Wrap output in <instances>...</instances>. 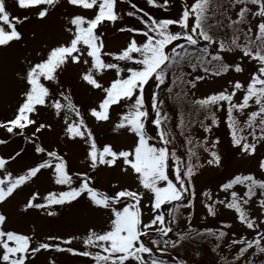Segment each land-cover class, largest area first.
<instances>
[{
	"label": "snow or ice",
	"instance_id": "6c2138e0",
	"mask_svg": "<svg viewBox=\"0 0 264 264\" xmlns=\"http://www.w3.org/2000/svg\"><path fill=\"white\" fill-rule=\"evenodd\" d=\"M14 2L27 11L36 6L38 10L34 12V16L47 20L51 11L40 5H54L56 0ZM66 2L73 12L63 18V35L51 39L48 47L41 48L39 53L34 54L35 62H29L18 73L22 83L20 102L10 119H0V126L8 133H13L15 126L23 131L25 125L35 122L30 113H38L39 106H46L58 118L62 116V135L84 141L86 168H116L118 175L111 179L113 187L105 190L104 186L96 184L98 178L94 173L84 170L74 174L68 169L65 155L56 149L47 150L37 142L35 152H46V158L31 166H24L16 175L4 171L0 177V202L6 203L26 182L47 181L50 183L49 190L31 191L25 201L19 204L20 211L35 209L46 216H53L58 214L57 206L80 204L90 216L105 223L99 228L95 224L86 226L81 248L69 246L74 239L72 235H57L54 239L59 242H48L53 237L38 240L34 233L24 234L11 228L6 229L4 225L7 223V215L0 211V264H30L29 257H36L45 249L73 256L82 255L89 258L90 264H187L182 258L169 260L156 255L153 247L144 242L142 234L149 237L159 253H171L185 240L207 239L208 235L216 237V243L212 245L216 249L225 236V227L218 230L211 227L197 230L190 222L193 215L191 211L185 214L189 221L186 230L174 227L181 207L177 201H183L184 206L194 208V177L199 169L204 166L227 167V156H222L218 147L223 138L213 134L214 126L221 124L216 109L225 108L222 102H226L223 120L227 137L230 144L238 149V154H258V147H264V0H194L190 6L182 5L178 18L159 19L151 13L146 18L145 8L138 7L133 0H127L133 9L138 8V12L131 11L128 15L138 17L142 26L123 24L116 28L118 32H130L131 35L118 50L106 52L102 38L106 33H99L98 25L112 22L115 28L120 15L116 10V0ZM168 2L169 0H163L164 4ZM146 3L149 6H159L160 0H146ZM249 3L256 6L254 10L249 8ZM225 4L227 7H224ZM237 5L240 6L233 17L229 10L236 9ZM81 7L94 11V15L88 17L80 14L78 9ZM249 13L258 17V23L248 25L244 30L245 38L254 33L259 41L248 39L246 44L239 43V25ZM218 15L221 19H216ZM225 16L227 20L222 22ZM27 19L26 15L12 17L6 0H0V21L8 22L10 27V30H5L0 26V46H6L14 38L21 39L22 33L17 30L14 21ZM172 25L178 26L177 30H172ZM225 28L232 30L228 38L221 31ZM137 35L141 37L140 40ZM253 44L257 45L255 50ZM213 45L217 50H212ZM233 48L242 50L248 59H255L258 64L257 70L251 73L246 88L238 79L234 83L229 80L230 91L222 89L193 98L190 90L209 73L220 75L230 70L242 71L240 56H237L236 62L228 63L222 55V50ZM105 55L112 59H104ZM69 67L77 69V83L86 85L90 91L103 90L94 106L73 103V92L71 89L65 90L63 86L70 82L60 79L63 71ZM197 69H201L204 75L193 76ZM107 71H114L116 78L105 85L97 75ZM125 71L127 75L123 74ZM42 80L54 82L52 88ZM151 81L154 84L150 94V111L145 87ZM161 85H166L163 94L160 91ZM238 89H245L240 102L234 100ZM166 100L174 102L180 110L175 129L180 130L183 143H178L177 133L169 122ZM253 100L259 107L250 111L247 119L241 123L234 114V109L242 111ZM118 105L123 107L113 116L110 106ZM84 111L91 113L96 120L108 123L112 135L131 136L132 144L123 147L106 142L102 147L99 146L85 121ZM185 112L190 114L188 127H185ZM201 112L205 115L204 120L199 121V126L204 134L202 139L197 138L193 144L191 125L198 123V113ZM149 125L154 126V135L150 134ZM45 127L51 129L52 124L41 121L37 125L38 130ZM196 145L203 147L206 159H200L199 153L195 151ZM185 147L186 160L184 155L178 154V148ZM17 155L16 152L11 156L0 155V169H6V161H11ZM258 168L264 170V155H258ZM41 173L49 175L41 176ZM124 176L131 178L128 186L122 183ZM172 176L174 179L170 178ZM237 184L246 186L242 195L232 190L230 198L221 199L217 196L215 200H211L208 189L205 188L201 193L205 197L203 203L207 214L215 215L214 206L222 204L227 209L234 210L236 219L253 233L251 237L247 234L236 236L234 233V238L228 245L238 244L239 247L235 253L221 255L220 260L225 264H264V259H257L264 256V227L260 226L264 223V179H258L252 171L246 174L234 171V174L230 173L229 178L218 184V190H229ZM257 186L259 195L255 196ZM146 195L148 198L145 202ZM254 196L259 206L257 215H251L244 207L249 202L246 198ZM145 203L149 209L147 219L142 214ZM165 203L171 205L166 212L161 210ZM106 212L107 216L104 215ZM219 223L229 226L232 221L222 219ZM170 233H174V236ZM195 255L198 257L200 252H195ZM46 264H55V260L48 256Z\"/></svg>",
	"mask_w": 264,
	"mask_h": 264
},
{
	"label": "rangeland",
	"instance_id": "374dc122",
	"mask_svg": "<svg viewBox=\"0 0 264 264\" xmlns=\"http://www.w3.org/2000/svg\"><path fill=\"white\" fill-rule=\"evenodd\" d=\"M194 0H169L167 4L160 0L159 6H149L146 0H133V3L138 5V7L145 8V17L148 18V14L151 13L157 19L159 18H178L179 13L182 10V5L190 4ZM116 10L120 13L118 20L116 21L115 28L112 22H108L103 26H99V33H106V36L102 37L105 42L104 51L118 50L122 46L126 39L131 35L130 32H118L116 28H119L123 24H129L131 26H142L138 17L129 16L128 13L131 11H137L138 8L133 9L127 0H116ZM7 9L12 17L16 16H28L26 21L17 20L14 21L17 30L22 33L21 39H15L8 43L6 46H0V119H10L13 115L18 103L21 99L22 83L18 73L29 63L35 62L33 59L34 54L39 53L41 48H46L49 46V41L54 39L56 36L63 35L62 32V22L63 18L69 13L73 12V9L67 5L66 0H56L54 5L41 4L40 7H48L51 11V15L47 20H41L34 16V12L38 10L36 6H32L31 11L21 9L17 6L14 0H6ZM98 6V5H97ZM240 5L236 6V9H232V15L235 16L236 10ZM256 6L249 3V8L255 9ZM80 14L91 17L94 15V11L89 9H84L81 7L78 9ZM247 25L242 24V28H247L249 24L255 25L258 23V17L251 16V13L247 14ZM0 26L4 27L5 30H10L9 23L5 21H0ZM172 30H177L178 26H170ZM244 37V33L242 34ZM255 40L259 41V38L255 37L254 33L251 35ZM239 37V43H247V39ZM137 39L140 40L141 37L137 35ZM178 42V41H177ZM255 45V44H253ZM257 45L252 46L255 50ZM212 50H217L216 46L213 45ZM222 55L224 60L228 63L236 62L237 56L241 57L242 61V71L230 70L226 73L216 75L215 73H209L204 77L203 80L197 81L196 87L191 89L190 92L193 98L196 96H204L212 91L228 89V81L231 80L233 83L235 80H240L242 83L246 84L251 78V73L257 70L258 64L255 59H248L242 52V50L233 48L232 50H222ZM104 59L111 60L112 58L107 55ZM132 66H135L134 64ZM127 67V65H125ZM127 75L125 71L123 73ZM204 75L201 69H197L193 74ZM97 78L103 82L105 85L110 83L111 79L116 78L114 71H107L103 74H98ZM62 81H69L70 83L64 84L65 90L71 89L73 92V103L87 105V107L94 106L97 102L98 97L101 96L102 89L90 91L89 88L84 84L77 83V69L69 67L63 71L60 76ZM46 86L50 89L52 88L54 82H47ZM154 81L146 84L145 87V97L149 101L150 106V94L151 88ZM58 87V86H57ZM166 85L160 87V90L164 92ZM245 89H238L237 93L234 94V100L240 102V98L243 95ZM223 110L216 109L218 118L221 120V124L214 126L215 131L213 134L220 135L223 138V142L218 145L219 150L222 154L227 156V167L217 168L215 166H204L199 169V172L194 177L196 197L194 208L186 207L183 205V201H177L181 204L178 210L177 223L174 227H178L181 230H186L187 223L189 222L187 212H192L191 223L194 227L196 226H207L215 230L220 227H225V236L221 238L222 244L228 245V242L233 239V234L236 236L240 234H247L251 237L253 235L252 231L236 219V214L234 210L227 209L222 204L217 203L214 207L216 209V214H207L206 207L203 203L205 197L201 195L203 190L206 188L211 193V200H215L217 196L221 199L230 198L229 193L232 190L237 191L241 195L246 190L245 185H234L232 189L229 190H218V184L223 182V179L229 178V174H234V171L246 174L248 171H252L258 179H264V170L258 168V155H264V147H258V154L245 155L243 153L238 154V149L230 144V141L226 133V125L224 123V116L226 115V102ZM175 104V103H174ZM112 109L113 116H116L118 111L122 109V105L116 107L110 106ZM215 107V106H213ZM259 107L253 100L245 109L238 110L234 109V114L237 119L242 123L247 119L248 113ZM176 110V122H174V127L179 121V109L175 105ZM84 118L89 128L93 131L94 136L98 142V145L102 147L103 143L112 142L123 147H127L132 144L131 136L121 134L119 136H114L111 134V128L108 123L96 120L91 113L84 111ZM189 113H184L185 127L189 126ZM204 113H198V123L191 125V136L193 144L196 143V139H202L203 129L199 126V121L204 120ZM30 116L35 121L32 125H25L23 131L20 130L19 126H15L13 133H8L6 129L0 126V155L11 156L13 152L18 153L16 157H13L11 161H6V169H0V177L3 176L4 171H9L13 175L18 174L24 166H31L34 162H39V160L46 158L45 153H36L35 144L37 142L47 150L56 149L61 154L65 155L67 161L68 169L74 174L79 171L87 170L90 174H95L98 178L96 180L97 185L105 187V190L111 189L113 185L111 184V179L118 175V170L116 168L98 167L93 170L86 168L85 158H86V146L82 139L80 138H67L62 135L64 123L63 118L57 117L54 112H52L46 106H39L38 113L32 114ZM74 118V114H73ZM257 122L259 117L256 118ZM51 123L52 128L47 127L43 129H37V125L41 122ZM210 122V118L209 121ZM154 126L149 125L150 134L154 135ZM178 133L180 130H178ZM245 131H250V129H245ZM250 142L251 138L249 137ZM178 143H183V137L178 136ZM152 142V141H149ZM196 152L199 153L200 159L204 160L207 158V154L204 153L203 147L201 145H196ZM186 147L181 149L178 148V154L184 155L185 160L187 159ZM123 161H121V164ZM49 175V173H41V176ZM174 179V176L170 177ZM223 178V179H222ZM122 183L128 186L131 183V178L124 176L122 178ZM50 183L41 180H32L31 183H25V185L20 186L18 191L11 196L7 202H0V211H4L7 215V223L4 225L6 229L11 228L13 230L21 231L24 234L34 233L35 238L38 240H46L47 237H53V240L48 242H59L54 239L57 235H72L74 237L73 241L70 242L69 246H78L83 248L82 237L86 234V226L91 227L93 224L97 228L100 227L105 221L95 217L90 216L86 211L83 210L82 205H72L70 207L57 206L58 214L53 216H46L42 212L31 209L26 211L19 210V204L24 202L26 197L31 194V191H41L44 192L49 190ZM135 187V185H133ZM259 195V188L257 186L255 196ZM255 196L248 199V203L244 205L246 210L251 215H257L259 212V206L256 203ZM147 195L144 200L147 201ZM211 200L209 202H211ZM126 202V201H125ZM171 205L168 203L162 204L161 210L166 212L167 208ZM149 209L145 205L142 207V214L144 219L148 218ZM105 216L108 213H104ZM168 219L166 215V220ZM222 219L231 220L232 223L229 226L220 225L219 221ZM261 227H264V223H261ZM259 230V229H257ZM154 234V233H153ZM158 234V233H157ZM159 235V234H158ZM174 236V233H170ZM142 239L148 246L153 247L154 252L158 256H163L172 260L169 253H159L156 252L155 245L147 236H143ZM215 239V238H214ZM239 245H228L222 250L223 255H230L235 253ZM96 250V249H93ZM51 256L55 260V264H90L89 258L82 255L73 256L72 254L66 252H58L56 250L45 249L42 250L38 256L29 257L30 264H46L47 257ZM189 256V253L184 255ZM257 259H264V256L257 257ZM192 264V263H190ZM194 264H200L195 262Z\"/></svg>",
	"mask_w": 264,
	"mask_h": 264
},
{
	"label": "trees",
	"instance_id": "16d2710c",
	"mask_svg": "<svg viewBox=\"0 0 264 264\" xmlns=\"http://www.w3.org/2000/svg\"><path fill=\"white\" fill-rule=\"evenodd\" d=\"M224 7H227V4H225ZM229 14L232 15V9L229 10ZM216 19H221V17L218 15ZM226 20H227V16L223 18L222 22H226ZM242 24L247 25V20H244ZM242 24L239 25V31H240V36L243 37L242 34L244 33V30L246 28H242L243 26ZM221 31L223 34H226V38L230 37L232 34V30L230 28H225ZM243 38H245V35ZM246 39L247 41L248 39L255 40L252 36H249ZM255 45H252V46H255ZM163 86L165 85H161L160 87H163ZM161 93L163 94L164 92L161 91ZM165 103H166V110L169 113V117H168L169 122L173 126L174 131L177 133V139H178L179 133L177 129H175L174 127V122H176V110L174 108L175 104L174 102H171L168 100H166ZM194 228L198 230L199 228H207V226H196ZM153 235L158 236L157 233H154ZM201 235H204V234H201ZM215 243H216V237L214 235H208L207 239H202V238L188 239V240H185L180 247L173 249L172 252L169 254L172 257V260L182 258L187 262V264H190V263L194 264L195 262L200 263V264H225L224 261L220 260V256L223 255L222 250H224L225 244H222V242H220L217 248L214 249L212 245ZM197 251L200 252V255L198 257L195 255V252ZM186 253L187 254L189 253L188 257L184 256Z\"/></svg>",
	"mask_w": 264,
	"mask_h": 264
}]
</instances>
